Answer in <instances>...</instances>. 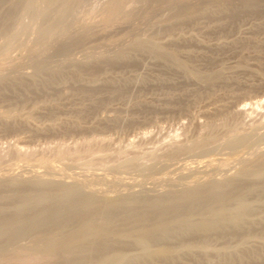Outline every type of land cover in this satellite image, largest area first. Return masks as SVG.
<instances>
[{
  "label": "rangeland",
  "instance_id": "rangeland-1",
  "mask_svg": "<svg viewBox=\"0 0 264 264\" xmlns=\"http://www.w3.org/2000/svg\"><path fill=\"white\" fill-rule=\"evenodd\" d=\"M0 264H264V0H0Z\"/></svg>",
  "mask_w": 264,
  "mask_h": 264
},
{
  "label": "bare ground",
  "instance_id": "bare-ground-1",
  "mask_svg": "<svg viewBox=\"0 0 264 264\" xmlns=\"http://www.w3.org/2000/svg\"><path fill=\"white\" fill-rule=\"evenodd\" d=\"M242 111H243V110H242ZM260 169H261V168H260ZM259 172H260V171H259ZM256 189H257V188H256ZM259 191H260V190H259ZM242 199H243V198H242ZM240 201H241V200H240ZM218 202H219V201H218ZM220 203H221V202H220ZM235 203H236V202H235ZM214 206H215V205H214ZM213 208H214V207H213ZM219 208H220V207H219ZM209 211H210V210H209ZM213 212H214V211H213ZM232 212H234V211H232ZM216 214H217V213H216ZM216 214H215V215H216ZM212 217H213V216H212ZM203 218H204V217H203ZM203 218H202V219H203ZM216 218H217V217H216ZM226 218H227V217H226ZM205 219H206V218H205ZM230 219H231V218H230ZM232 219H233V218H232ZM214 222H215V221H214ZM211 223H212V222H211Z\"/></svg>",
  "mask_w": 264,
  "mask_h": 264
}]
</instances>
